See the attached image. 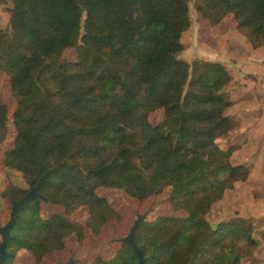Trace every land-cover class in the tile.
Returning <instances> with one entry per match:
<instances>
[{
  "label": "trees",
  "instance_id": "trees-1",
  "mask_svg": "<svg viewBox=\"0 0 264 264\" xmlns=\"http://www.w3.org/2000/svg\"><path fill=\"white\" fill-rule=\"evenodd\" d=\"M9 27L0 29V74L8 77L15 108L9 120L0 102V142L14 131L1 166L35 184L55 167L39 192L63 208L40 216L41 200L19 210L8 242L37 260L83 239L84 226L97 234L120 215L96 192L122 189L138 200L167 192L184 215L142 220L136 244L144 264H238L253 246L242 219L209 226L213 203L249 169L232 165L233 146L217 139L235 124L219 91L231 80L217 61L178 57L190 18L186 0H10ZM197 9L211 24L232 14L253 49L264 45V0H203ZM73 47L76 60L60 55ZM162 109L153 124L149 115ZM28 190L7 178L0 196L18 199ZM87 209L84 224L70 220ZM264 241V229L260 232ZM94 264H137L121 243L109 259Z\"/></svg>",
  "mask_w": 264,
  "mask_h": 264
},
{
  "label": "rangeland",
  "instance_id": "rangeland-1",
  "mask_svg": "<svg viewBox=\"0 0 264 264\" xmlns=\"http://www.w3.org/2000/svg\"><path fill=\"white\" fill-rule=\"evenodd\" d=\"M190 25L182 33L183 50L178 57L192 63L196 59L222 63L231 75L230 82L219 93L230 100L231 105L225 113L235 120L234 127L217 139L221 148L234 147L230 156L232 165L241 164L249 169L244 182H236L233 188L224 192L222 198L212 204L205 218L209 226L216 229L221 223L242 219L250 224L254 245L244 246L238 264H264V241L260 232L264 229V45L253 49L245 36L236 27L232 14H227L219 23L211 24L197 9L203 0H186ZM10 0H0V29L9 27ZM251 53V54H249ZM60 60H76L73 47H68L60 55ZM0 102L7 106L9 120L15 108V100L10 90L8 77L0 74ZM163 118L162 109L149 115L153 124ZM15 131L8 121V132L0 142V192L7 178L24 186L21 174L12 169H3V153L12 148ZM109 205L120 215L111 218L101 226L97 234L89 228H83V239L77 240L70 234L64 239V248L51 252L48 263L56 264L72 256L75 264H94L98 259L111 258L121 247L115 241L127 234L136 213H142L151 207L146 220H153L159 215H184L183 210L173 209L167 198L168 190L144 200H138L114 187H99L96 190ZM11 203L0 196V219H8ZM50 212L63 213L58 205L41 202L40 215L46 217ZM84 206L76 209L70 220L84 224L87 218ZM30 255L25 250L16 252L13 264H31Z\"/></svg>",
  "mask_w": 264,
  "mask_h": 264
},
{
  "label": "water",
  "instance_id": "water-1",
  "mask_svg": "<svg viewBox=\"0 0 264 264\" xmlns=\"http://www.w3.org/2000/svg\"><path fill=\"white\" fill-rule=\"evenodd\" d=\"M54 169H56V166L51 168H46L43 174L40 176L39 180L35 184H32L30 181L25 180L28 190L18 199H13V198L10 199L11 207L9 212V219L5 224L0 225V238H1L0 263L12 255L6 250L5 246L12 237L11 229L13 228L19 216L20 208L23 205H25L27 202H29L32 198H38L43 202H48L47 197H45L42 193H40L39 189L41 184L46 180L47 175ZM150 210L151 207H149L146 211L142 213L137 212L136 217L133 223L131 224V226L129 227L127 234L117 239H114L115 241L125 244L133 251V253L137 256V264H144L145 257L143 256L140 248L136 244L135 241L136 233L142 220H144L147 217V214L150 212ZM76 262L77 259L70 256L66 261L59 262L58 264H75Z\"/></svg>",
  "mask_w": 264,
  "mask_h": 264
},
{
  "label": "flooded vegetation",
  "instance_id": "flooded-vegetation-1",
  "mask_svg": "<svg viewBox=\"0 0 264 264\" xmlns=\"http://www.w3.org/2000/svg\"><path fill=\"white\" fill-rule=\"evenodd\" d=\"M11 199V198H10ZM10 199H9V201H10ZM11 203V202H10ZM11 207V206H10ZM41 211V207H40V210H39V212ZM9 212H10V210L8 211V219H9ZM51 213H53V212H50L45 218H48L49 216H50V214ZM41 217H42V215H40ZM1 217V216H0ZM42 218H44V217H42ZM7 219V220H8ZM7 220L5 221V222H2L1 221V219H0V225H3V224H5L6 222H7ZM0 240H1V238H0ZM9 242V241H8ZM5 248H6V250L9 252V253H11L12 255L10 256V257H8V258H6L3 262H1L0 264H13V263H11L13 260H15L16 259V253H14V252H12V251H10V247L8 246V243L6 244V246H5ZM26 251V250H25ZM55 251H59V250H50V251H47L46 253H44V254H42V256L40 257V259L39 260H37L36 258H35V256H33L31 253H29L28 251H27V253L30 255V257H29V261H31V264H49L48 263V255L51 253V252H55ZM69 258V257H68ZM66 261V260H65ZM59 262H64V261H57V263L56 264H58Z\"/></svg>",
  "mask_w": 264,
  "mask_h": 264
},
{
  "label": "crops",
  "instance_id": "crops-1",
  "mask_svg": "<svg viewBox=\"0 0 264 264\" xmlns=\"http://www.w3.org/2000/svg\"><path fill=\"white\" fill-rule=\"evenodd\" d=\"M249 54H251V53H249Z\"/></svg>",
  "mask_w": 264,
  "mask_h": 264
}]
</instances>
